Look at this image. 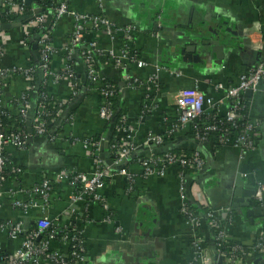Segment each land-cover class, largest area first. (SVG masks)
Masks as SVG:
<instances>
[{
    "label": "crops",
    "instance_id": "obj_1",
    "mask_svg": "<svg viewBox=\"0 0 264 264\" xmlns=\"http://www.w3.org/2000/svg\"><path fill=\"white\" fill-rule=\"evenodd\" d=\"M98 1L69 0V5L80 14H101L119 25L135 26L139 31L136 44L137 47L141 44L142 58L173 72L161 74L163 94L155 99L159 108L154 115L142 116L145 106L142 92L128 89L122 94L120 109L134 125L138 144L144 143L150 131L156 134L164 131L163 114L171 110L165 99L166 93L198 87L206 95L217 98L220 94L214 91V83L231 87L238 83L240 74L253 69L264 59V52L253 50L245 34L255 23L262 21L263 0H101V9ZM8 22H0V41L7 50L3 62L6 66H26L27 61L37 55L38 49L33 46L27 50L23 46L25 31L22 23ZM73 26L72 18L67 17L54 31L53 43L58 50L54 64L58 70L62 49L73 33ZM220 27L243 31V37L220 34L217 32ZM251 37L254 41H264V30L253 31ZM209 39H219L221 44L234 48L228 47L231 52L226 53L222 64L211 52L213 46L205 42ZM86 41L96 42L103 49L110 46L107 36L91 29ZM207 53L208 57L204 55ZM75 61L81 80H86L84 65L77 55ZM100 71L115 84L123 85L120 71L105 64L101 65ZM152 72V68H132V73L142 80ZM67 85H52L47 89L49 94L67 102L71 99V87ZM27 87V80L20 76L8 84L15 97ZM99 98L94 90L87 92L86 87H81L76 100L67 106V110L75 113L73 123L62 117V133L54 144L38 139L29 142L23 150H8L13 163L22 169L20 184L25 189H31L44 177L59 181L55 184L57 200L51 208V217L63 215L69 206V196L74 192L69 179L59 175L94 171L91 152L71 139L96 136L109 140L113 133V128L99 116ZM243 98L247 103V118L256 126V152L239 162L238 152L231 146L201 145L190 127L182 129L165 143L163 150L198 151L205 160V168L191 174L187 186L183 187L177 169H169L163 177L155 174L145 179L141 167L133 161L129 171L136 183L130 193L125 177L115 173L101 191L114 213V220L109 221L102 206L93 203L88 207L89 222L78 223L86 229L88 251L87 261L81 264H194L199 252L193 243L196 236L210 264H264V254L259 248L260 240L264 239V211L261 216L248 214L258 207L254 196L252 200L249 198L250 208L233 205L234 200L242 199L236 204L246 203L244 194L254 188L253 181L242 177L244 173H254L264 183V79L257 93H245ZM106 143L108 147L102 146L97 153L109 165L112 159L109 142ZM147 153V149H142L138 156ZM186 196L194 200L198 196L201 208L205 209L200 212L202 220L196 234L180 212ZM80 208L85 210L83 204ZM259 208L264 210V200ZM209 210L215 217L213 223L205 215ZM1 216L14 218L15 214L4 210ZM31 216L38 218L40 214L33 211ZM217 230L227 238V247L222 250L214 246ZM233 247L238 250L228 255L229 262L221 259L220 253L229 254ZM242 255L245 258L241 262L231 260Z\"/></svg>",
    "mask_w": 264,
    "mask_h": 264
},
{
    "label": "built area",
    "instance_id": "obj_2",
    "mask_svg": "<svg viewBox=\"0 0 264 264\" xmlns=\"http://www.w3.org/2000/svg\"><path fill=\"white\" fill-rule=\"evenodd\" d=\"M98 2L101 9V0ZM69 3V0H53L52 7L45 13L36 0H32L30 6L26 5L25 0H0V22L2 18H7L9 24L21 23L26 19L23 24V46L27 50L31 46L38 49L37 55H33V59L27 61L26 66H6L3 61L7 50L4 42L0 41V264L86 262V229L78 223L89 222L88 207L93 203L102 206L109 221L114 220L111 207L101 195L102 189L114 175L125 177L127 192L130 193L136 183V178L129 171V165L133 161L141 167L145 179L155 174L163 177L169 169H177L183 187L187 186L188 171L196 174L205 168V160L198 151L187 155L170 149L163 150L166 139L171 140L182 129L190 127L196 141L201 145L231 146L238 152L239 162L257 150L256 126L248 120L247 113L243 116L241 112L247 111L243 95L248 91L257 93L260 90L264 79V59L253 69L240 74L238 83L231 87H226L221 82L214 83V91L220 94L217 98L206 95L198 87L166 93L165 99L171 110L163 114L164 131L158 134L150 131L144 143L138 144L135 140V127L129 118L123 114L117 122L115 101L128 89L142 92L146 101L142 116L154 115L159 108L155 99L163 94L161 74L173 72L166 66L142 58L141 44L138 47L136 44L139 31L135 26L119 25L101 14L77 13L70 8ZM67 17L73 20V33L62 49L63 57L59 60L58 70L54 64L58 50L53 43V35L60 22ZM90 29L107 36L110 40L109 48L103 49L96 42H88L86 47H81L85 34ZM262 30L264 20L255 23L245 32L253 50L261 53L264 52V41H254L251 33ZM76 55L84 65L86 80H81L75 63ZM104 64L121 72L122 86L101 73L100 68ZM133 67L138 70L152 68L154 73L142 80L132 73ZM19 76L27 80L28 87L15 97L8 84ZM62 84L71 87L70 101L59 100L48 92V87ZM40 86L44 90L42 93H39ZM81 87H86L87 92L94 90L100 97L99 116L113 128L114 142L112 145L109 143L112 160L106 165L97 153L110 139L93 136L72 138L73 143H80L91 152L94 171L91 174L71 172L59 175L69 179L74 192L69 196V206L63 215L51 217V208L57 200L55 184L59 181L54 182L44 177L31 189H25L19 181V175L23 172L13 163L8 150H23L29 142L38 139H46L54 144L62 133V117L66 122L73 123L74 115L64 105H70L76 100ZM14 116H18L26 125L27 122L31 123L32 135L28 133V127L26 131L16 132L4 126L2 117L11 119ZM204 117L213 120L208 124H200ZM213 134H218L217 140L212 139ZM142 149H147L146 156H138ZM9 164H12V168H9ZM242 177L253 181L254 201L261 206L264 200V183L254 173H244ZM188 201H192L199 208L202 204L198 196H195V200L186 196L180 207L181 214L196 234L202 219L189 211L186 205ZM80 204L84 205V211H81ZM4 210L14 213L15 217L2 218ZM33 211H38L40 217L32 218ZM205 215L214 222L215 217L210 210ZM214 237V246L221 250L227 247V238L222 231L217 230ZM193 243L195 249L199 250L194 264H210L197 236ZM259 248L264 254V239L260 240ZM237 250V247L230 248L229 254L221 252L220 257L229 262L228 255H233ZM244 258L242 255L232 257L231 260L241 262Z\"/></svg>",
    "mask_w": 264,
    "mask_h": 264
},
{
    "label": "trees",
    "instance_id": "obj_3",
    "mask_svg": "<svg viewBox=\"0 0 264 264\" xmlns=\"http://www.w3.org/2000/svg\"><path fill=\"white\" fill-rule=\"evenodd\" d=\"M264 1V0H263ZM52 2H53V0H36V3H38L39 5H40V7H41V9L43 10V12H45V13H48V11L50 10V8L52 7ZM264 20V17H263V19H262V21ZM6 21H7V18H2L1 19V23L2 24H6ZM26 19L25 20H22L21 21V23L22 24H25L26 23ZM90 33V30L89 31H87L86 32V34H85V41L83 42V44H82V46L81 47H86L87 46V44H88V42L86 41V35L87 34H89ZM33 46H31V48H32ZM76 63V62H75ZM118 85V84H117ZM119 86V85H118ZM42 92H44V90L41 88V86L39 87V93H42ZM121 97H122V95H120L119 97H118V99H117V101H115V107H116V109H117V116H116V120H117V122H119V120H120V118L123 116V111L120 109V107H121V102H120V99H121ZM142 97H143V95H142ZM144 100V102H146L145 101V99H143ZM57 104H60V103H57ZM64 106H68V103H65V105ZM143 106V105H142ZM246 110L245 111H242L241 113H242V115L243 116H246ZM70 114L72 115H74L75 113H74V111H70ZM2 123H4V126H6L7 128H9V129H11V130H14V131H16V132H18V131H26V129H27V125L18 117V116H14L13 118H11V119H9V118H7V117H2ZM213 119H211V118H207V117H204V118H202V120H201V123L200 124H203V123H206V124H208V123H210L211 121H212ZM111 124H109L108 126H110ZM191 132L193 133V131H192V129H191ZM94 137H96V136H94ZM212 139H214V140H217V137H218V134H213L212 136ZM96 138H99V137H96ZM169 140H167L166 139V142H168ZM114 142V134H112L111 135V137H110V145H112V143ZM215 146H218L217 144H214ZM109 149H110V147H109ZM175 152V151H174ZM194 151H192V150H185V151H182V152H175V153H182V154H187V155H191L192 153H193ZM9 168H12V164H9ZM21 171H22V169H21ZM191 174H192V172L191 171H188V177L189 176H191ZM10 177H12V176H10ZM22 178V174L21 175H19V181H20V179ZM186 205H187V207H188V209H189V211L190 212H193L196 216H199L200 215V212L201 211H203V210H205V209H203V208H199L196 204H194L192 201H188L187 203H186ZM207 212V211H206ZM215 243H216V241H215Z\"/></svg>",
    "mask_w": 264,
    "mask_h": 264
},
{
    "label": "water",
    "instance_id": "obj_4",
    "mask_svg": "<svg viewBox=\"0 0 264 264\" xmlns=\"http://www.w3.org/2000/svg\"><path fill=\"white\" fill-rule=\"evenodd\" d=\"M25 3L27 6H30L32 5V0H25ZM10 26H5V28H8L9 29ZM218 33L220 34H229L230 36H232L233 38H238V37H243V31H238L236 29H231V28H227V29H223L222 27L219 28V30L217 31ZM207 43V45H212L213 48L211 50L212 53H214L217 57V60H218V63L219 64H222L223 61L225 60V57H226V53L227 52H231L229 49H234L232 48L230 45L228 44H221V40L219 41L218 40H207L205 41ZM229 47V49H228ZM36 48V46H34V49ZM206 55V57H208V53L207 54H204ZM252 92L251 91H248L247 94H251ZM27 127H28V133L30 135H32L33 133V130H32V127H31V123L30 122H27ZM103 147H108V143H104L103 144ZM255 195V189L253 188L252 191H248L244 194V197L247 199L246 200V203H241V204H236L237 202L240 203L241 200H234L233 202V205L234 207L236 208H239V207H246V208H250L251 207V198ZM251 200H250V199ZM249 200H250V203H249ZM252 209V208H251ZM262 211H264L263 209L259 208V206L257 207H254L252 210H250L248 212V214L250 216H261L263 215Z\"/></svg>",
    "mask_w": 264,
    "mask_h": 264
}]
</instances>
